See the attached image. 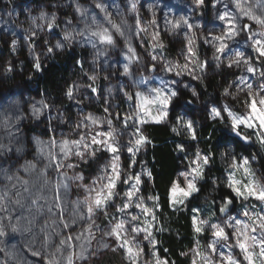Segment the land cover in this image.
Returning <instances> with one entry per match:
<instances>
[{
	"label": "clouds",
	"instance_id": "1",
	"mask_svg": "<svg viewBox=\"0 0 264 264\" xmlns=\"http://www.w3.org/2000/svg\"><path fill=\"white\" fill-rule=\"evenodd\" d=\"M0 264H264V0H0Z\"/></svg>",
	"mask_w": 264,
	"mask_h": 264
},
{
	"label": "trees",
	"instance_id": "2",
	"mask_svg": "<svg viewBox=\"0 0 264 264\" xmlns=\"http://www.w3.org/2000/svg\"><path fill=\"white\" fill-rule=\"evenodd\" d=\"M60 69H57L55 66H51L49 70H47L46 73V79L48 81H52L54 74L58 72ZM210 127V126H209ZM154 131L163 133L165 136L167 135V129H154ZM207 129H205V132ZM223 138L226 139V136H223ZM238 147H243L239 142H237ZM245 151L247 149L245 148ZM157 161L162 167V173L158 174V187L159 186H166L169 182L172 173L175 171L176 163L175 158L172 157L171 153L167 151L166 149L163 150H157ZM163 190V187H162Z\"/></svg>",
	"mask_w": 264,
	"mask_h": 264
}]
</instances>
